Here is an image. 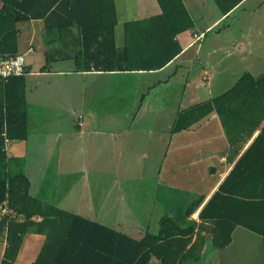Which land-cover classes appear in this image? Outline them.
I'll list each match as a JSON object with an SVG mask.
<instances>
[{
	"label": "crops",
	"instance_id": "crops-1",
	"mask_svg": "<svg viewBox=\"0 0 264 264\" xmlns=\"http://www.w3.org/2000/svg\"><path fill=\"white\" fill-rule=\"evenodd\" d=\"M182 2L192 26L176 34L181 50L168 62L158 41L145 46L139 58L152 69L126 67V27L143 21L136 30L151 29L148 19L162 12L157 0H113L115 59L106 54L98 63H114L111 70L92 64L76 69L67 57L79 48L76 28L63 38L42 19L17 23L28 132L25 139L6 140L5 151L22 160L31 196L139 239L157 233L164 215L180 222L195 192L204 201L191 217L201 222L199 210L261 131L264 117L238 151L242 140L228 142L214 110L179 132L174 122L179 111L222 94L243 74H264V0H238L227 12L216 0ZM139 58L133 64L142 63ZM4 83L0 79V101ZM231 111H247L256 121L255 109ZM182 159L186 180L178 179ZM209 227L203 221L201 233ZM251 232L235 226L226 246L206 243L194 264H264L263 238ZM43 241L44 235L27 233L16 264H31Z\"/></svg>",
	"mask_w": 264,
	"mask_h": 264
},
{
	"label": "trees",
	"instance_id": "trees-1",
	"mask_svg": "<svg viewBox=\"0 0 264 264\" xmlns=\"http://www.w3.org/2000/svg\"><path fill=\"white\" fill-rule=\"evenodd\" d=\"M0 1V56L19 54L18 22L42 19L45 28L59 37L64 38L66 30L77 29L75 45L79 48L67 56L74 59L77 70L87 69L91 64L104 70L115 68L114 63L98 64L106 54L115 59L113 0ZM157 1L162 12L148 19L155 24L151 29L137 31V25L144 24L143 21L129 22L126 27L129 32L125 42L126 67L130 70L154 67L150 61L139 58L153 41L160 44L166 62L174 58L181 50L176 34L192 26L182 0ZM237 2L216 0L224 12ZM142 37L147 40L142 41ZM110 46L113 47L108 50ZM134 58L142 63L133 64ZM46 59L51 61L49 57ZM4 86L0 101V243L4 241L5 246L0 264H16L27 233L44 235L31 264H194L207 242L213 247L226 246L237 225L260 235L264 248V126L202 205L198 212L200 223L191 215L204 201V195L192 192L180 222L164 215L157 233L145 232L143 237L135 239L79 214L43 204L30 195L22 160L8 157L5 151L6 140L25 139L28 132L25 71L8 78ZM246 108L257 110L251 113L254 123L252 118H247V111H231ZM213 110L222 120L228 142L235 144L242 140L238 151L264 117V74L254 78L245 73L222 94L179 111L173 131L188 129ZM230 116H237L244 123H232ZM245 123L251 128L246 130ZM3 205L6 213L1 211ZM203 221L210 222L204 234L200 230Z\"/></svg>",
	"mask_w": 264,
	"mask_h": 264
},
{
	"label": "built area",
	"instance_id": "built-area-1",
	"mask_svg": "<svg viewBox=\"0 0 264 264\" xmlns=\"http://www.w3.org/2000/svg\"><path fill=\"white\" fill-rule=\"evenodd\" d=\"M24 56L16 54L15 56H0V79L7 80L11 76L21 75L25 70ZM7 208L3 205L1 211L6 212Z\"/></svg>",
	"mask_w": 264,
	"mask_h": 264
},
{
	"label": "rangeland",
	"instance_id": "rangeland-1",
	"mask_svg": "<svg viewBox=\"0 0 264 264\" xmlns=\"http://www.w3.org/2000/svg\"><path fill=\"white\" fill-rule=\"evenodd\" d=\"M182 161H183V159L177 162V173L181 176L178 179L183 180L185 178V180H186L187 179V175L185 173L184 162H182ZM211 168L212 167L209 168V171H211ZM181 183H182V181H181ZM6 212H7V210H6ZM251 234H253L252 236H255V238H258V239L260 238V236L258 234H256V233H254V232H251ZM207 243L209 245L210 242H207ZM261 259H262V257L260 255V257L257 258L258 263H261Z\"/></svg>",
	"mask_w": 264,
	"mask_h": 264
}]
</instances>
